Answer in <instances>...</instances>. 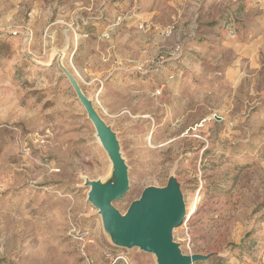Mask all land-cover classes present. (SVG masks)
Returning a JSON list of instances; mask_svg holds the SVG:
<instances>
[{
	"label": "rangeland",
	"instance_id": "374dc122",
	"mask_svg": "<svg viewBox=\"0 0 264 264\" xmlns=\"http://www.w3.org/2000/svg\"><path fill=\"white\" fill-rule=\"evenodd\" d=\"M64 70L117 134L122 214L175 177L184 254L264 264V0H0V264H157L88 200L113 164Z\"/></svg>",
	"mask_w": 264,
	"mask_h": 264
},
{
	"label": "water",
	"instance_id": "95a60500",
	"mask_svg": "<svg viewBox=\"0 0 264 264\" xmlns=\"http://www.w3.org/2000/svg\"><path fill=\"white\" fill-rule=\"evenodd\" d=\"M78 99L93 123L97 137L113 164V179L86 181L90 187L88 200L99 211L105 231L120 249H135L157 258V264H194L207 262L216 254L186 255L174 240V230L184 224L186 205L177 178L171 177L163 188L148 187L140 199L122 214L114 202L129 191L128 166L121 154L117 134L101 117L93 102L85 95L79 82L64 70Z\"/></svg>",
	"mask_w": 264,
	"mask_h": 264
},
{
	"label": "built area",
	"instance_id": "2783aa9c",
	"mask_svg": "<svg viewBox=\"0 0 264 264\" xmlns=\"http://www.w3.org/2000/svg\"><path fill=\"white\" fill-rule=\"evenodd\" d=\"M83 257L85 260V264H95L94 260L91 259L85 251H83ZM105 260L107 261L108 264H132V261L130 258L123 253L122 251L116 250H109L105 252Z\"/></svg>",
	"mask_w": 264,
	"mask_h": 264
},
{
	"label": "trees",
	"instance_id": "16d2710c",
	"mask_svg": "<svg viewBox=\"0 0 264 264\" xmlns=\"http://www.w3.org/2000/svg\"><path fill=\"white\" fill-rule=\"evenodd\" d=\"M216 261H218L219 264H223V263H220V262H223V260H222L221 258L218 259V258H216V257H212V258L208 261V263H209V264H213V263H215Z\"/></svg>",
	"mask_w": 264,
	"mask_h": 264
}]
</instances>
